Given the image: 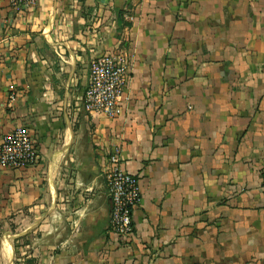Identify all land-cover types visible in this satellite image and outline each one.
I'll return each mask as SVG.
<instances>
[{
    "label": "crops",
    "instance_id": "obj_1",
    "mask_svg": "<svg viewBox=\"0 0 264 264\" xmlns=\"http://www.w3.org/2000/svg\"><path fill=\"white\" fill-rule=\"evenodd\" d=\"M116 47L119 112L88 114L89 63ZM16 128L39 160L0 166V264H264V0L0 1V142ZM115 148L140 190L125 241Z\"/></svg>",
    "mask_w": 264,
    "mask_h": 264
},
{
    "label": "built area",
    "instance_id": "obj_2",
    "mask_svg": "<svg viewBox=\"0 0 264 264\" xmlns=\"http://www.w3.org/2000/svg\"><path fill=\"white\" fill-rule=\"evenodd\" d=\"M14 11L33 6L36 0H0ZM124 21H131L127 11ZM131 56L118 47L93 58L88 67L87 86L83 92L82 104L88 114L113 119L119 112L122 92L130 80ZM14 97L10 96L9 101ZM39 160L31 134L27 129L16 128L6 134L0 142V166L18 169L36 166ZM103 180L110 199L111 213L109 231L122 241L132 235V212L140 201L138 179L123 170L119 149H113L107 157V168ZM264 202V173L261 181Z\"/></svg>",
    "mask_w": 264,
    "mask_h": 264
},
{
    "label": "trees",
    "instance_id": "obj_3",
    "mask_svg": "<svg viewBox=\"0 0 264 264\" xmlns=\"http://www.w3.org/2000/svg\"><path fill=\"white\" fill-rule=\"evenodd\" d=\"M118 21H119V23H121L123 25L121 16H119V20Z\"/></svg>",
    "mask_w": 264,
    "mask_h": 264
},
{
    "label": "bare ground",
    "instance_id": "obj_4",
    "mask_svg": "<svg viewBox=\"0 0 264 264\" xmlns=\"http://www.w3.org/2000/svg\"><path fill=\"white\" fill-rule=\"evenodd\" d=\"M4 246V245H3ZM5 247V246H4ZM4 250H6V249H4Z\"/></svg>",
    "mask_w": 264,
    "mask_h": 264
}]
</instances>
